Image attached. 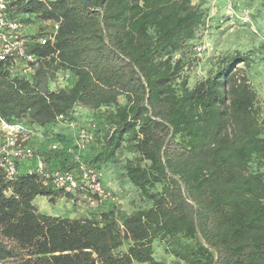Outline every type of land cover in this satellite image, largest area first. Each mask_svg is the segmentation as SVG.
Here are the masks:
<instances>
[{
  "label": "trees",
  "instance_id": "obj_1",
  "mask_svg": "<svg viewBox=\"0 0 264 264\" xmlns=\"http://www.w3.org/2000/svg\"><path fill=\"white\" fill-rule=\"evenodd\" d=\"M5 3L35 60L23 73L0 60V117L47 131L71 122L77 106L90 108L96 120L80 160L101 174L119 168L148 205L41 213L38 196L100 198L43 183L34 159L10 181L0 167V264H264V113L246 70L260 53L214 55L190 82L209 27L203 0ZM54 23V39L37 42ZM60 74L70 81L53 88ZM69 140L31 147L46 169L71 170ZM155 241L169 263L154 258Z\"/></svg>",
  "mask_w": 264,
  "mask_h": 264
},
{
  "label": "rangeland",
  "instance_id": "obj_2",
  "mask_svg": "<svg viewBox=\"0 0 264 264\" xmlns=\"http://www.w3.org/2000/svg\"><path fill=\"white\" fill-rule=\"evenodd\" d=\"M197 1L192 0L193 3H197ZM203 1L205 6L210 9L209 27L198 38V43H200L198 45H201L203 49L197 52V60L189 65L191 71L190 82L206 74V69L214 55L227 54L236 49L241 51L252 50L253 53L259 52V55L255 54V66L246 70L251 85L257 92L261 112L264 113V8L261 10L258 8L260 7L259 0L254 2H251V0H235L237 8L233 6V0ZM68 81H70L68 76L60 74L53 88L65 86ZM73 115L74 119L71 122L59 121L55 126L46 129L47 131L33 130L32 136L42 137L43 142L41 144L43 146L41 147H48L50 143L57 140L63 141L64 138H71L72 142L68 141V144H74L68 152L71 157L86 154L85 151H79L75 147L76 132L79 129L92 128V122L96 120V116L93 110L82 106H77L73 111ZM49 131L50 134H47ZM47 143L49 144L47 145ZM51 160L56 162L54 158ZM26 170L22 169L20 171L26 172ZM120 171L119 168L113 166L111 169H105L104 173L102 172V184L109 191L110 198L98 201L91 195H77L73 199L58 197L53 202H49L47 197L38 196L33 200V203L41 213L68 218L91 217L101 210L111 208L113 205L120 211L125 212L147 206L148 204L138 197L137 190L120 176ZM153 247L155 259L164 260L166 263L172 260L164 252L160 241H155ZM125 249L126 244H123L121 251ZM130 264L147 263L133 261Z\"/></svg>",
  "mask_w": 264,
  "mask_h": 264
},
{
  "label": "built area",
  "instance_id": "obj_3",
  "mask_svg": "<svg viewBox=\"0 0 264 264\" xmlns=\"http://www.w3.org/2000/svg\"><path fill=\"white\" fill-rule=\"evenodd\" d=\"M53 32L40 36L37 42L46 44L48 40L54 39L57 24H53ZM20 25L11 19L7 12L5 0H0V60L9 59L12 64L20 65L21 72L32 70L30 62H34L33 56L26 50V39ZM198 46L196 51H201ZM32 130L23 123H7L0 117V167L6 180L16 178L21 172L20 165L34 159L33 170L40 174L43 183H51L55 188H62L64 191L74 190L91 191L100 199L110 198V193L102 185V174L95 168L88 167L75 155L76 165L73 169L56 170L46 169L42 157L35 155L30 145ZM76 147L83 151L92 139L91 133L80 129L77 133ZM51 148L55 149L56 145ZM37 156V157H36ZM31 168H27V171Z\"/></svg>",
  "mask_w": 264,
  "mask_h": 264
},
{
  "label": "crops",
  "instance_id": "obj_4",
  "mask_svg": "<svg viewBox=\"0 0 264 264\" xmlns=\"http://www.w3.org/2000/svg\"><path fill=\"white\" fill-rule=\"evenodd\" d=\"M33 135V134H32ZM32 138H30L31 140L29 141L30 142V145L31 146H33V148H35V149H37V148H40L42 151L44 150V149H46V147H41V146H43V144H41V142H43L42 140V137L40 138H38L37 136H31ZM40 139V140H39ZM29 164H27V163H25V164H21L20 165V169L22 170H26L27 169V167H29L28 166ZM263 171H264V169H263Z\"/></svg>",
  "mask_w": 264,
  "mask_h": 264
},
{
  "label": "water",
  "instance_id": "obj_5",
  "mask_svg": "<svg viewBox=\"0 0 264 264\" xmlns=\"http://www.w3.org/2000/svg\"><path fill=\"white\" fill-rule=\"evenodd\" d=\"M84 2H87V0H84Z\"/></svg>",
  "mask_w": 264,
  "mask_h": 264
}]
</instances>
